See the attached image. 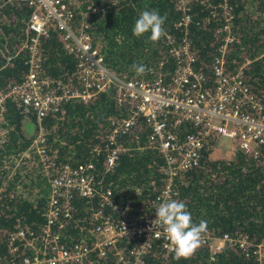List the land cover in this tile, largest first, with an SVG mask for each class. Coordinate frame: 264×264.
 Returning a JSON list of instances; mask_svg holds the SVG:
<instances>
[{
    "label": "trees",
    "instance_id": "obj_1",
    "mask_svg": "<svg viewBox=\"0 0 264 264\" xmlns=\"http://www.w3.org/2000/svg\"><path fill=\"white\" fill-rule=\"evenodd\" d=\"M80 5L77 20L98 44L105 66L121 77L135 78H151L158 71L171 69L173 61L167 49L177 45L183 35L195 53V68L209 72L223 42L221 15L227 9L231 14V39L223 52L225 67L233 72L239 69L242 80L264 100V0H189L183 8L177 0H80ZM89 5L95 10L86 11ZM143 10H156L166 17L165 35L158 42L148 40L150 33L141 37L132 34L135 20ZM27 13L28 8L20 3L0 7L1 88L18 82L27 71V54L14 51L25 32ZM185 14L189 20L178 23ZM49 33L40 44L42 63L38 75L43 73L63 83L75 67L74 60L62 48L56 31ZM5 49L12 54L8 60ZM133 64L144 65L146 72L136 75ZM129 107L127 101H115L112 85L87 100L60 99L39 119L12 95L5 97L0 120L4 131L0 142V255L9 256L5 236L15 222L32 232L39 231L45 222L46 181H35L36 176L46 180L45 170L34 148L29 147L38 126L46 140V154L57 165L92 161L102 188L109 187L116 201L126 204L130 218L139 220L151 209L150 199L162 184V157L147 141L148 126L142 117H136L132 128L118 137L122 150L114 167L103 171L102 152L105 145H111L107 138L109 121L126 116ZM24 120L31 124V134L22 128ZM27 148V155L12 167ZM167 200L182 201L193 222L206 221L213 234H241L251 243H261L264 251L261 157H252L237 148L226 157L213 156L211 147L201 150L197 164L174 179ZM95 201L72 195L69 217L62 218L67 222L60 229L66 242L90 238L87 205ZM89 253L79 264H118L111 253L103 258L93 251ZM253 257L250 250L246 253L235 245L213 249L201 243L190 259L176 260L174 253L163 256L156 241L143 255L142 264H257Z\"/></svg>",
    "mask_w": 264,
    "mask_h": 264
},
{
    "label": "built area",
    "instance_id": "obj_2",
    "mask_svg": "<svg viewBox=\"0 0 264 264\" xmlns=\"http://www.w3.org/2000/svg\"><path fill=\"white\" fill-rule=\"evenodd\" d=\"M187 1L177 0L178 6L183 8ZM11 2L28 8L25 32L14 50L27 54L28 67L21 80L0 87V120L7 95L31 109L39 119L60 99L87 100L112 85L115 101H127L130 107L126 116L109 121L107 138L111 145H105L102 152L103 171L114 167L122 150L118 137L126 134L140 116L148 126L147 141L162 157V184L150 199L151 209L134 220L128 216L126 204L117 202L109 187L102 188L92 161L57 165L51 160L46 154L42 127L38 126L29 147L34 148L47 171L45 222L37 232L15 222L5 236L9 256L0 255V264H79L90 251L100 258L111 253L118 264H142L143 255L156 241L161 254L168 255L172 252L163 226L152 223L156 219L155 207L167 200L174 179L197 164L201 150L212 147L215 136L234 138L237 149L264 160V100L242 80L239 69L229 71L224 64L223 52L231 39V14L227 9L221 15L223 42L209 65L210 73L195 68V53L183 35L177 45L167 49L173 61L171 69L158 71L151 78H135L121 77L105 66L98 44L92 41L81 20H77L80 0H0V7ZM85 10L92 12L95 7L89 5ZM188 20L185 14L178 23ZM50 30L56 31L62 48L75 64L63 83L43 73L41 77L38 75L42 63L40 44ZM6 50L4 57L8 60L12 54ZM3 134L0 128V142ZM28 148L14 160L12 167L26 156ZM73 194L96 201L87 205L90 238L72 243L66 242L60 229L67 222L62 218L69 217ZM120 241L126 244H119ZM201 243L213 249L235 245L246 253L250 250L257 264H264L261 243H251L244 235H215L207 227Z\"/></svg>",
    "mask_w": 264,
    "mask_h": 264
},
{
    "label": "clouds",
    "instance_id": "obj_3",
    "mask_svg": "<svg viewBox=\"0 0 264 264\" xmlns=\"http://www.w3.org/2000/svg\"><path fill=\"white\" fill-rule=\"evenodd\" d=\"M165 20L166 17L156 10H143L135 20L132 34L141 37L150 33L148 40L158 42L165 35ZM132 68L138 76L146 72V67L142 64H133ZM155 210L156 219L152 222L153 226H163L165 238L169 242L168 248L174 253V259H190L201 245L202 234L207 229L206 221L194 223L186 205L178 200L163 201Z\"/></svg>",
    "mask_w": 264,
    "mask_h": 264
},
{
    "label": "rangeland",
    "instance_id": "obj_4",
    "mask_svg": "<svg viewBox=\"0 0 264 264\" xmlns=\"http://www.w3.org/2000/svg\"><path fill=\"white\" fill-rule=\"evenodd\" d=\"M22 128L26 130V132L28 134H31L32 132V126L31 124L28 123V121L24 120L22 121ZM29 128V129H28ZM211 154L213 156H222V157H226L229 156L230 153L232 152L233 148H236V140L234 138H228V137H224V136H215L213 143L211 144ZM27 155V153H26ZM40 161V159L38 160ZM37 162V161H36ZM27 166H29L30 164L27 161ZM45 170V169H44ZM45 175L47 173V171L45 170ZM46 181V192L48 194V184H47V180L44 179L43 176H36L35 177V181L37 182H42V181Z\"/></svg>",
    "mask_w": 264,
    "mask_h": 264
},
{
    "label": "crops",
    "instance_id": "obj_5",
    "mask_svg": "<svg viewBox=\"0 0 264 264\" xmlns=\"http://www.w3.org/2000/svg\"><path fill=\"white\" fill-rule=\"evenodd\" d=\"M214 244H218V243H216V241H215Z\"/></svg>",
    "mask_w": 264,
    "mask_h": 264
}]
</instances>
